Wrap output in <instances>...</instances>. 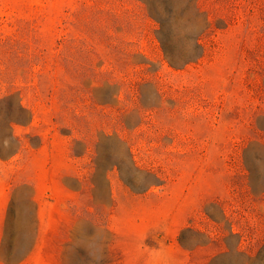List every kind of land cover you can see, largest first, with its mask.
I'll use <instances>...</instances> for the list:
<instances>
[{"label":"rangeland","instance_id":"obj_1","mask_svg":"<svg viewBox=\"0 0 264 264\" xmlns=\"http://www.w3.org/2000/svg\"><path fill=\"white\" fill-rule=\"evenodd\" d=\"M19 93L64 190L13 188L0 264H264V0H0V132Z\"/></svg>","mask_w":264,"mask_h":264},{"label":"crops","instance_id":"obj_2","mask_svg":"<svg viewBox=\"0 0 264 264\" xmlns=\"http://www.w3.org/2000/svg\"><path fill=\"white\" fill-rule=\"evenodd\" d=\"M13 92V91H12ZM21 93H19L20 95ZM6 95L0 94V101ZM18 107L29 112L25 121L6 118L5 130L0 132V237L5 231L8 209L13 200V188L16 185H31L36 192L51 190L58 193L64 190L63 177L65 144L58 135H52L50 151L45 136L40 135V143L34 146L31 141L34 126L39 124L34 107L27 103L22 94ZM14 143L9 152L4 150V143Z\"/></svg>","mask_w":264,"mask_h":264}]
</instances>
